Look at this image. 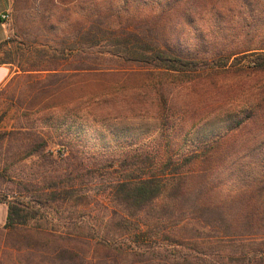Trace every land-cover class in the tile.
<instances>
[{"label":"rangeland","instance_id":"rangeland-1","mask_svg":"<svg viewBox=\"0 0 264 264\" xmlns=\"http://www.w3.org/2000/svg\"><path fill=\"white\" fill-rule=\"evenodd\" d=\"M43 1L30 3L17 21L13 0L9 37L0 46V61L12 62L11 75L0 88V199L8 196L27 204L29 200L17 194V183L41 181L48 168L59 163V142L77 135L76 148L91 157L118 156L128 149L148 151L167 142L182 154L234 134L228 144L241 156L236 176H260L254 155L244 157V152L264 131L237 127L264 100V74H250L248 60H232L228 68L201 72L194 82L176 77L171 86L161 83L156 90L147 83L150 71L144 66L119 59L95 66L88 11L90 3L98 0H63L68 6L60 8L69 11L56 31L47 29L40 11ZM191 18L194 23L184 26L180 34L189 47H197V38L209 36L213 40L207 50L213 53L235 52L250 40L255 54L264 53V0H200ZM242 19L255 27L237 36L232 26ZM142 22H136L138 30H128L131 36L124 35L135 47L141 43L134 36L144 39L148 34L146 24L139 25ZM49 67L58 72L47 71ZM44 142L53 160L29 156L33 149L42 152ZM234 191L225 188L216 197L222 206L219 214L196 205L195 195L177 200L166 196L138 214L132 224L121 221L122 214L108 219L105 198L92 190L75 207L80 212L75 215L62 212L69 211L71 204H51L44 209L29 204L36 217L29 220L27 230L44 232L47 245L34 232L21 240L7 237L8 205L0 203V264H64L69 258L73 264H229L230 257L242 255L249 256V264H264L254 256H261V236L231 240L223 238L224 230L207 227L242 226L243 210L234 201L239 197ZM121 226L142 228L143 234L127 233ZM119 236L136 251L125 260L110 259L96 246L98 239ZM181 236L194 245L181 247L177 242ZM63 247L73 252L70 257L57 252ZM188 256L190 263L185 262Z\"/></svg>","mask_w":264,"mask_h":264},{"label":"trees","instance_id":"trees-1","mask_svg":"<svg viewBox=\"0 0 264 264\" xmlns=\"http://www.w3.org/2000/svg\"><path fill=\"white\" fill-rule=\"evenodd\" d=\"M35 1L14 0L17 21L29 9L30 3L33 4ZM198 1L200 0H159V2L98 0L93 4L90 3L88 16L93 31L89 34L92 35L93 48L96 49L95 66L98 67V63L100 66L104 63L108 64L112 59L144 66L150 71L147 74V83L155 86L156 90L161 83L171 86V79L175 80L176 77L183 79V82H194L201 72L228 68L232 60H248L247 71H250V74H264V53L255 54L257 51L251 49V40L247 42V46H240L235 52L227 54L207 50L213 40L209 36L197 38L198 44L195 48L183 42L181 30L184 26L194 23L191 17ZM67 6L68 4L63 0L42 2L40 11L48 30L56 31L64 23L65 14L69 10L63 11L60 7L67 8ZM156 6L158 8L155 9ZM79 10L81 11L80 7ZM141 19L143 22L139 25L146 24L148 34L144 39L135 35L133 40L141 43L139 47H135L131 40L124 38V35L134 27L138 30L140 26L138 27L136 22ZM250 26L254 28L255 24L247 25L242 19L232 27L237 31V36H242ZM122 27L123 32L120 30ZM128 34L131 36L130 32ZM246 36L249 34L247 33ZM261 42L263 43L264 40ZM11 63L0 61V65ZM46 70L58 72L50 67ZM262 101L263 103H259L254 108L251 116L242 118L237 123V127H241V130L259 128V131H264V100ZM79 138L80 135L66 136L59 142L61 148L57 151L58 160L56 159L59 163L55 168L49 167L41 181L21 180L17 183V194L21 198L28 199L27 204L17 199L9 200L8 196L0 199V203L8 205L7 222L4 227L7 237L21 240L20 238H26L34 232L35 235L41 236L42 239H39L41 242L45 240L44 245L50 244L44 232L27 230L29 220L36 217L29 207L32 203L37 204L40 209L48 208L51 204L62 206L71 204L72 208L69 211L58 207L57 212L62 210L75 215L80 213L75 207L83 203L92 190L96 196L103 195L105 198L106 210L110 214L107 215L108 219H113V214H122L121 221L132 224V219L138 214L166 196L177 200L195 195L196 205L205 212L219 214L222 206L215 201L216 197L225 188H229L235 190L232 194L239 196L234 201L242 206L243 211H240L242 226L207 227L224 230L223 238H234L231 240L261 236L263 239L258 245L262 251L261 256L259 257V253L254 256L258 262L264 261V133H261L244 152L246 153L244 157L254 155L255 171L260 174V176H248V179L246 175L236 176L241 156L236 149H230L228 144L229 140L235 138L234 134L233 136L227 134L211 142L185 149L182 154L181 150H172L167 142L148 151L128 149L118 156L99 154L91 157L76 148ZM46 151L47 144L44 142L42 152L33 149L29 156L39 155L44 159L53 160L55 157L53 152L46 153ZM239 172L241 173L242 170ZM121 227L127 233H132L135 228ZM134 233L140 236L143 230L139 228L134 230ZM123 237L98 239L96 246L104 250L110 259L125 260L128 255L136 251ZM182 237L177 238L181 247L188 249L189 246L194 245L192 240ZM57 252L62 257L73 253L67 247L57 248ZM238 252L236 250V253ZM188 258L189 256L186 257L185 262L190 263ZM248 259L249 256L243 255L237 259L230 257L229 264H249ZM73 262L72 258L64 259V264H73Z\"/></svg>","mask_w":264,"mask_h":264},{"label":"crops","instance_id":"crops-1","mask_svg":"<svg viewBox=\"0 0 264 264\" xmlns=\"http://www.w3.org/2000/svg\"><path fill=\"white\" fill-rule=\"evenodd\" d=\"M13 0H0V46L5 44L9 37V23L2 21L3 14H10L12 11ZM11 65H0V88L7 82L11 75ZM5 220V219H4ZM5 222V221H1Z\"/></svg>","mask_w":264,"mask_h":264},{"label":"built area","instance_id":"built-area-1","mask_svg":"<svg viewBox=\"0 0 264 264\" xmlns=\"http://www.w3.org/2000/svg\"><path fill=\"white\" fill-rule=\"evenodd\" d=\"M1 19H2V21L3 22H5V23H9V21H10V19H11V16H10V14L8 13H6V14H3L2 16H1Z\"/></svg>","mask_w":264,"mask_h":264}]
</instances>
